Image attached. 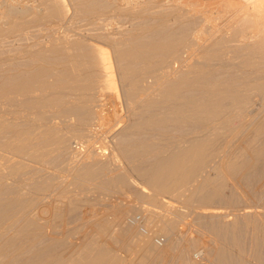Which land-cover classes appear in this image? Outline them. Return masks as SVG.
I'll use <instances>...</instances> for the list:
<instances>
[{
    "label": "bare ground",
    "instance_id": "obj_1",
    "mask_svg": "<svg viewBox=\"0 0 264 264\" xmlns=\"http://www.w3.org/2000/svg\"><path fill=\"white\" fill-rule=\"evenodd\" d=\"M66 1H69L71 3L69 6L72 5V8L73 9L72 8H68V5H66ZM104 1L106 3L107 2L108 3L110 2V4L104 5V3H105ZM96 2H98V3L100 2L101 4L98 5V3L96 4ZM102 2H104V3H102ZM70 9L73 10L72 11V14L74 16H78V17H83L84 16L85 18H88L87 21H89V20L91 21L92 19L95 18V20H93V22L96 21V23L99 21V19H101L102 16H104V15H107L108 16L109 13H112L110 15H113V14L114 15L115 14H121L122 15V14H125V13L126 14H128V13H131V14L132 13L133 14L136 13V14H134L136 16L137 15V12L136 11L139 12V16L138 17L140 19H142V22L139 20V18H138V20L140 21V24L141 25L138 26L139 25L138 24L137 25L138 27H137L136 30H135V28H133L137 32V34H135L134 33L135 31L133 30V33L135 34V36L129 37L127 39H123L122 41H120L121 40L120 39V40L117 41L118 43L116 42V40L114 42V39H113V41H111L112 46H115L116 49H117V46H118V49H119V50L117 49L118 51L116 50L117 53L115 52V58H114L115 60L114 61L116 62L117 66L120 64V68L119 69H121V70H119V71L121 72V74H119V75H121V80H123V83H124V84L122 83L124 85V87L122 85V88H123L122 95H124V97L126 99V103H127L126 105L128 106L127 108H129V106H130L129 109H133L136 112L138 111L137 114H138V116L140 118L143 116L142 117L143 118L142 121H141L140 118H138V119H140L139 121L136 120L138 123L135 122L136 123V127H135V130L136 131L143 130V131H141V133L144 132V129H141L143 127L144 128L145 127L146 128L147 127H150V128L155 127L152 130H154V129L156 130L157 128L159 130V126L162 128L165 125H169V127H170V125L171 126H174L175 124L176 125L184 124L185 121H186L185 122V124H186V123H189L190 120L192 122V120H194V119H196L198 121L200 120V121H202L203 123L206 124V125H204L205 127L204 126L201 127L203 129L200 130V133H198L197 135L195 134L193 136L191 135V137H189L187 135L188 137L187 136L186 137L183 136L181 138H176L177 137L176 136L175 137V140L174 139L171 140L172 137L169 136V138H171V139L170 140H165L164 139L165 141H163L162 143H159L160 142L159 140H158L159 142L157 140H156L157 141L156 142L154 139L151 140L150 138H149L150 141H148L147 140L148 138H147L146 141L142 140V141H144V143L142 142L143 144L140 143L139 145H136V146L133 145V146L127 148L126 150H124V147H127V146H124L123 147V149H122L123 151L122 152H123V156L124 157H126V158H128V157L129 158L134 157L135 159L137 157V158H140V161L143 160L142 162L144 163V165L142 164L143 165L142 166L140 164L141 165V169L138 168L139 169L138 170L136 168L137 170H135V171H138V173H140L142 175L141 177H144L145 176L146 182L148 183L149 187L152 189V192L153 193L150 194L149 198H147V199H149L151 201L152 204H155V203L158 204V202H160V200H161V203H162L163 200L160 199V197L161 196H163V197L165 196L166 197V195H172L174 197H175V195L176 196L178 195L177 196L178 197L177 199H179V197H180L179 195H182L181 193H183L182 191L188 190L187 189L188 186H191V185H192V188L190 187L191 190L189 189L190 190L189 191V194L188 195L186 194L185 196H182V197H184L183 198V200H184L183 202L185 204H187V205H190V206L193 204V202H196V201L200 202L201 204H209L212 201H214L215 199H217L220 196V193H221V187L220 186H216V187L213 188L212 187V183H211V179L209 177H206L205 175L202 178L200 177V176H202L201 173L204 170V167L205 166L207 167L208 166L207 164H209V162H211V160H215V159L217 160L218 159L219 161L217 163H219L221 161L220 164H217V166H218L217 168H219V170H221L220 171L221 173L224 172L228 176H233L234 174L240 173V172L250 171V170L254 169V166L257 163H260L261 161L264 160V143H262L263 145H261L260 147L259 146L258 147L255 146L254 147L255 141L257 142L256 139H259L258 136L260 134H264V133H262L264 131V125L257 127V129H255L256 128L255 127L254 128L255 130H252L251 129L254 132H252L253 134H250V133L249 134L250 135H253V136L248 135L250 137L249 138L246 137V139L248 138L247 140L244 139V140H246V147L242 149L239 146V148L241 149L240 150L241 152H238V153H235V154H231L230 151H229L230 149L227 150V147L224 150L217 149L218 148L217 147L218 146L217 143L220 140V137L223 135V133H226V136H227V134L228 135L230 134L229 135L230 136L229 140L232 143L234 140L240 138L241 136L244 137L243 134H246V130L249 131L250 128H253L254 127L253 126L254 124L252 125V122L253 121H251L252 118H250V116H249L250 113L249 114L247 113L248 110L251 107L249 105L250 108L248 107V109H247L246 107L248 105L247 106H245V105L248 102H244L245 100H242V99H245V98L246 99H250L249 96L253 95V94H250L252 91L256 92L257 95L256 94L255 95L257 97L260 96L261 99H264V0H0V35H2L4 33V30L6 29L5 26H7L8 29L10 28L12 30V31L10 30V32L13 33L14 30H16V29L19 30V28L21 26H23V25H30V24H34V23H37L38 24V23L44 22V21H46L48 19L51 20V19H54V18L55 19L56 18L57 19L60 18V21L62 20V23H63V21L67 19L66 17L69 16V14L71 13L70 12ZM137 9H139V10H137ZM226 12L227 13L228 12H231L232 14H234V18H233V15H232V17L230 16L231 18H233V20L231 19V21H230L229 20L230 18L228 19L229 22L231 23L230 25H228L229 22L224 21V22H227L228 23L227 26H226V28H228V26H229V29L227 31H229V30H232L233 31L232 33L229 34L231 37L228 36V33L229 32L226 33V30H225L226 28L223 25V23H224L223 20H225V19H223V16H224L223 13L227 15ZM193 18L195 19L194 22H193V20H194ZM58 21H59V19H58ZM72 21H74V20H72ZM101 21H102V19H101ZM93 22H92V24L94 25L95 22L94 23ZM190 22H191V24H190ZM192 22L193 23L196 22V23L193 25ZM92 24H91V26H92ZM98 24H99V22H98ZM136 24H134V25L136 26ZM63 25L64 24H61L60 26H63ZM189 25H192L193 27L192 26L188 27ZM65 26H68V25L65 23ZM94 26H96V25H94ZM71 27H72V25H71ZM131 27H133V26H131ZM54 28H55V26H54ZM58 28H60V27H58ZM65 30L68 31L67 29H65ZM89 30H87V31H89ZM127 30H128V28H127ZM127 30L125 29V31H127ZM129 30H131V29H129ZM129 30H128V34L131 32V31L129 32ZM91 31H93V29H91ZM121 31H123V30H121ZM36 32H37V30H36ZM5 33H7V31ZM25 33H29V32L27 31ZM84 33H87V32H84ZM96 33H97V31H96ZM102 33H103V31H102ZM108 33H109V31H108ZM100 34H101V32H100ZM104 34H106V32ZM112 34H111V36H112ZM11 35H15V33L14 34H11ZM19 35H20V33H19ZM65 35H64V37L62 35V37L59 36V38H57V37H56V39L54 38L53 41H52L53 43H51V44H53L54 46H59V47H61V49H63V48H65V49H72V50L75 49L73 51V53H72L71 50H70L71 52L70 51L69 52L67 51V53H70L69 54L70 56L68 57V59L70 61L68 59H66L65 61L67 62V60H68L71 64H73V68H74L73 69L70 66L69 72H71L70 69H73V71L79 70V68L83 64H84V70H86V71L88 70V72L90 71L89 74H88V76L85 77L84 76L85 74L82 75V76L85 77L84 79L82 78V80H83L82 82H80L78 80V81H75L76 83L75 82L73 83V81H72L71 84L69 83L70 84L69 86H65L62 82H61V84H63L64 86H61L59 84V82H58L59 85L56 84V86H54V84H50V82H49L50 85H48V86H50V87H51V85H53L54 87H58L59 86V93H60L59 95H61V94L62 95H67V94L69 95V94H71L72 97H73L71 101L64 102V103H60V101H58L60 103V104H58V102L55 101L57 99L56 98L54 99V96L53 97H50L49 96L50 98L54 99V102H52V100H49L50 98H48V97L47 98L44 97V98H46V99H44V100H46L45 102L43 100L44 103L43 102L42 103L36 102V101H34L35 100V95H33V94H35L37 92L36 91L37 90L36 89L37 88L36 87L37 84L35 85V87H33V89H32V87H29L28 85L27 86L24 85L23 88L19 87L21 89L18 88V90L16 91V94L14 95L15 97H10L11 94L10 95L8 94L9 95V97H7L8 99L6 98L7 95H5V96L2 95L0 97H2V98L5 97L3 102H6V105L7 106L11 107L10 106V104H11L15 108H17V107H19V108L23 107L24 110L26 109L25 110L26 112H27V109L30 111L33 108L34 109L32 111H34L35 108H38V105L39 104L40 105H43L44 107H46L48 109L55 110V112H53L51 114L47 113V114H49V117L47 118L48 120L45 119V120H47V122H45L44 120H42V122L47 123V124L48 123H52L53 122V119H56V120L59 119V121L63 124L65 122H69V119L71 117H74V119H75L76 117L77 118H81V117L83 118L84 115L85 116H88V114H93V115L95 114V117L97 115V119H95L97 121L95 123L92 122L94 120V118L92 117V120L86 118L87 121L86 120H83V119L82 120L80 119L81 120L80 121V125L83 126V127L86 126V128H88L87 129L88 132L90 131V133H93V134L95 133L96 134L97 132H99V130L102 129L100 127V125H102L101 123L103 122V120L106 121L105 120L106 117L103 116V112H104V109H103L104 102L102 104H100L102 101H104V99L106 100V98H105V96H106L105 91L106 90H109L110 91V89H111V91L114 90L112 92H114L117 97L114 96L113 93H111V94H113V96L115 98H117V100H119L120 97H121L120 94L116 90L117 89L116 88L117 86H115L116 85L115 84L116 81H115V78H114V74L115 73L112 70L114 68L112 66L113 62L111 63V61H110L111 59L109 57V54L105 50H103V48L98 47V46L95 47V45H94L93 47H91L92 49L90 48L89 50L87 49V51L81 52L82 51V47H80L81 45H79V41H70L69 40V37H67V35L66 36ZM8 36H9V34H8ZM33 36H34V34H33ZM107 36L110 37V35H107ZM124 36H126V33L124 34ZM98 37H99V35H98ZM112 37H110V38H112ZM45 38H46V35H45ZM107 39H109V38H107ZM71 40H72V38H71ZM235 41L236 42L239 41L240 43L242 42L243 43L242 44L243 47L241 46V48H240V47L237 46L238 48H232L233 47L232 46L231 48L230 47L228 48L226 46V43L233 42V44H234ZM89 42H90V40H89ZM102 42H103V39H102ZM108 42H110V41H108ZM108 42H107V44H108ZM16 44H17V42H16ZM47 45H49V44H47ZM119 46H120V48H119ZM47 48L48 47H46L45 50H47ZM52 48H54V50H55V47H52ZM76 48L77 49L78 48L79 49L81 48L80 49V52L81 53H85L83 55L81 54L82 55L81 56L82 58H80V55L78 53V50H76ZM50 49L51 48H49V50ZM52 50L53 49H51V51ZM57 51L59 52L60 50H57ZM75 51H77L76 52L77 54L75 53ZM30 52H31V49H30ZM28 53H29V51H28ZM41 54L44 55L43 52ZM34 55H36V54H34ZM46 55H47V53H46ZM63 56H64V54H63ZM63 56H61V57H63ZM66 56H68V55H66ZM51 57H49V58H51ZM6 58H5V60H6ZM21 58H22V55H21ZM64 58H66V57H64ZM36 59H39V57L35 58V60ZM78 59H81V61L86 60L87 62L86 63H83V62H85V61H83L82 64L80 65L79 63L81 61L78 62V63L76 62V61H78ZM17 60H15V61H17ZM53 60L54 59H52V61ZM15 61H13V62H15ZM20 61H21V59H20ZM1 63H2V61H1ZM123 64H125V65H124L123 68H121ZM137 64L138 65L141 64V65L138 66ZM16 65H18V64H16ZM63 65H64V63H63ZM67 66L69 67V64ZM136 66H137V68L138 67L139 68L137 69ZM85 67L87 69H85ZM231 68H241V69L244 68L246 71H248V72H246V74H247L246 76L249 77L248 79L254 80V82H252L251 85L248 86V84H247V86H248L247 89H248L249 94H250V95L249 94L246 95V96H248V98L247 97L243 98L245 96L244 94H243V97L242 96H239V95H242V92L240 93V90H237V91L235 90L234 91L233 90L234 88L232 89L231 88L232 86H230V85H229L230 86L229 89H231V92L230 91L229 92L231 93V95H228L229 92H226L225 91V88L226 87H224V89L222 88L225 84L223 86H221V88L225 92H223V90L221 91L220 85L219 86L217 85V83H218L217 81H219V82L229 81L230 82V81L234 80L232 78H235L238 73L236 74L234 72L236 74V76L235 75L232 76L231 74L233 72L232 73L230 72L231 71L230 70ZM81 69L82 68H80V70ZM42 70H44V69H42ZM57 70L58 69H56V71H55V69H54V71H52V72L58 73L59 71L57 72ZM80 70L78 71V74L81 73ZM81 71L83 72V70H81ZM25 72H26V70H25ZM45 72H46V69H45ZM69 72L67 73V70H66L65 73L63 72L64 73L63 75H65L66 73L69 74ZM61 73H62V71H61ZM72 73L75 75L76 72H71V74H69V75H72ZM96 73L99 75V76L97 75V77H99V79L94 80V78L96 76ZM78 74L76 73V75H78ZM20 75H22V77H23V78L22 77L20 78L21 81L23 79H25L24 77L26 76V74H25V76H23V74H20ZM39 75H40V73H39ZM46 75H49V73L46 74ZM69 75L67 77L64 76V78L70 79L69 78ZM8 76H10V75H8ZM54 76H55V74H54ZM56 76H57V74H56ZM239 76H241V75H239ZM17 77H18V75H17ZM17 77H15L14 80H13V77H12V79L10 77H8L9 80L6 79V77L4 79H6L7 82L9 81L8 83L6 82V84L9 85V84H11L10 82L12 80L14 82H15V80H18V79H16ZM59 77H60V80L63 78V77L61 78V76H59V75L56 78L59 79ZM70 77H72V76H70ZM30 78H31V76L30 77H27L28 80ZM40 78H43V77L41 76ZM78 78H79V76L77 77V79ZM100 78H101V80H100ZM236 78H238V76ZM241 78H242V76H241ZM253 78H255V79H253ZM27 79L25 80V83H26ZM55 79L53 78V80H55ZM71 79L70 80H67V81L69 82V81H71ZM80 79H81V76H80ZM19 80H18V82H19ZM75 80H76V77H75ZM30 81L32 82L33 79L32 80L30 79ZM46 81H48V79H46L45 82ZM61 81L64 82L63 79ZM211 81L217 82V83H214V84H216L217 87H214L215 85L212 84ZM238 81L240 82V80H238ZM22 82H24V81H22ZM77 82H79V83H77ZM209 82H211L212 85L210 84V86H207ZM224 83H226V82H224ZM27 84H28V81H27ZM34 84L35 83H33V84L31 83L32 86ZM46 84H48V82ZM11 85H14V83L11 84ZM21 85H23V84L21 83ZM3 86H6V85H3ZM17 86H19V85H17ZM236 86H238V85H236ZM247 86H245V87H247ZM50 87H49V89H50ZM54 87L53 88L51 87L52 88V91L53 90L56 91V89H54ZM228 87L226 88L227 90H228ZM9 88H10V86H9ZM11 88H13V86H11ZM34 88H35V90H34ZM41 89H42V86H41V88H39V91ZM241 90H243V89H241ZM189 91H192V92H190L191 93L190 94L191 97L187 96V93H189ZM193 91H195L196 93L198 92V97L197 96H192ZM233 91L236 94L235 93H232ZM238 91H239L240 94L237 93ZM38 92H37V94H38ZM42 92L45 93L44 90ZM51 93H53V92H51ZM225 93H227V94H225ZM45 94H47V93H45ZM95 94H97L99 96L98 97V100H97V98L95 100L93 99V97H94ZM59 95H57V96L59 97ZM42 96H43V94H42ZM42 96L40 98L43 99ZM51 96H52V94H51ZM64 97H66V96H64ZM69 97H71V96H69ZM2 98H1V101H2ZM230 98H231V100L233 99V101H234V98H235L236 99V101H234L235 103L233 101H231ZM61 99H64V98H61ZM61 99H59V100H61ZM224 99H227V100L229 99L232 103H234V104H232V107H229L230 110H229V108H226L225 109L224 107H222V104L223 103H220V102L222 100H224ZM37 100H38V98H37ZM223 102H226V100H224ZM243 102L245 103V105H244ZM3 104H5V103H3ZM243 105L245 106L244 108H242ZM44 107H42V108H44ZM122 107H124V106H122ZM0 108H1V106H0ZM15 108L11 107V109H15ZM42 108H40L41 111H42ZM46 108H44V109H46ZM21 109H20L21 112H18V110H14L16 112V115L19 118L21 116L20 113H22L24 111V110L22 111ZM244 109H247V111L244 110ZM39 110L36 111L37 115L40 114V112L38 113ZM5 111L7 112V110H5ZM10 111H12V110H10ZM249 111L251 112V110H249ZM26 112H24V113L26 114ZM44 112H47V110H45ZM136 112L133 111V114L136 113ZM139 113H141V114L139 115ZM12 114H13V112H12ZM14 114H13V116H15ZM31 114H33V112L30 113V115ZM42 114H43V112H42ZM42 114H40L41 117H42ZM106 114H108V113H106ZM131 114H132V112H131ZM246 115L249 116L250 119L248 117L247 118L249 119V122L251 121L250 123H251L252 127H250V125H249L248 122H244L246 120H244L242 118L244 120L243 121L241 119V117H243V116L246 118ZM33 116H34V114H33ZM35 118H36V116H35ZM88 118H90V117H88ZM118 118H119V116H118ZM26 119H27V117H26ZM30 119L28 118V120H30ZM72 119H71V121H72ZM240 119L242 120V122H241ZM40 120H41V118H40ZM14 122H12V123H14ZM57 122L58 121H56L55 123H57ZM243 122H244V124L245 123L248 124L250 128L249 127H246L248 125L245 124L246 125L245 127L246 128H249V129H246L244 127ZM31 123H33V122H31ZM117 123L119 124L120 122H117ZM5 124H6V122H5ZM23 125L24 124H22V126ZM56 125L57 124H55L54 126L56 127ZM41 126H43V125H41ZM51 126H53V125H51ZM107 126H110V125H107V124H104V126L102 125V127H104V128L107 127ZM137 126L138 127L140 126L141 128L139 127V129H137ZM39 127H40V125H39ZM183 127H184V125H183ZM1 128H2V125L0 123V129ZM33 128H35V127H33ZM43 128H44V126H43ZM45 128L48 130L47 125H46ZM161 128H160V130H161ZM29 130H32V128H30ZM39 130H40V128L38 129V131ZM73 130H74V128H73ZM182 130H183V128H182ZM182 130H180V131H182ZM28 131H26V132H28ZM167 131H169V130H167ZM45 132H47V131H45ZM48 132H49V130H48ZM31 133H32V131H31ZM42 133L43 132H41V134ZM49 133L51 134V132H49ZM73 133H74V131H73ZM19 134H16V136H15V137H17V138H15V140L17 139L16 141H14V142L11 141V143L8 142V144L6 142V145H5V149L6 150L5 151L7 153H11V154H17L18 152H19V154L20 153L22 155L24 154V157L26 156L27 158H30V159H27L28 161L29 160L32 161V159H37L38 160L40 158L39 160L41 162V157L43 156V153L39 154V152H45V151H42L40 148H38V149L35 148L36 150H41V151H39V152L37 151L38 153L37 152H35V153L34 152H31L30 149H31V142H32L33 138H31L29 136V133H28V135H24L22 133V135L20 134L21 136ZM32 135H34V134H32ZM35 136H36V134H35ZM71 136L72 135H70V137ZM223 136H225V135H223ZM246 136H247V134H246ZM38 137L41 138V136H38ZM38 137L36 139H39ZM56 137H57V135H56ZM242 137L239 140H241ZM11 138L12 137H10V140H11ZM54 138H55V136L53 137V139ZM80 138H82V137H80ZM158 138H159V136H158ZM59 139L61 141V144H65V143L68 142L67 141V142L63 143L65 141L64 140L65 137H63V140L64 141L61 138H59ZM161 139L163 140V138H161ZM54 140H55V142L57 141V139H54ZM82 141H84V140H82ZM261 141H263V140H261ZM132 142H134V141H132ZM57 143H58V141H57ZM222 143H223V141H222ZM229 143H227V144H229ZM87 144H88V142H87ZM233 144H234V142H233ZM244 144H245V142H244ZM1 145H2V143H1ZM45 146H44V148H45ZM99 146H100V144H99ZM243 146H245V145H243ZM40 147H41V145H40ZM246 153H249V157H247L246 159H244V156H247ZM18 155H16V156H18ZM2 156H4V155H2ZM16 156H15V158H16ZM44 157H45V155H44ZM102 157H103V155H102ZM89 158H90V155H89ZM141 158H143V159H141ZM3 159H5V158H3ZM6 160H8V159L6 158ZM42 161H43V159H42ZM132 161H133V159H132ZM134 162H136V161H134ZM97 165H98V163L96 164V166ZM12 166H13V164H12ZM17 166H15V167H17ZM91 166H93V165H91ZM15 167H14V169H16ZM20 167L21 166L17 167V169L19 168L18 169L19 171L21 170ZM98 167H99V165H98ZM109 167H110V165H109ZM138 167H140V166L138 165ZM210 167H211V164H210ZM10 169H11V165H10ZM86 169L84 171H82V170H79V172L76 171V173H77V174L75 173L76 175L73 174L75 176H74V179L72 178V180L75 181V185H77V187H78V185L80 186V189L83 186H84L83 187V189H84L85 186H86V184H88L90 181L91 182L92 181H95V180L97 181V178H96L97 177V174L100 173L101 171L106 170L105 167L104 168H100L97 171L94 170L96 168H93V170H91L90 168L89 169L86 168ZM3 171H5V170H3ZM17 171H16V173L13 171L14 172V176H15V174L19 173ZM72 171H74V170H72ZM100 175H102V174L100 173ZM114 176H117V175L115 174ZM20 177H22V176H20ZM198 177H200L201 179L198 180L197 179ZM101 178H102V176H101ZM1 180H2V178H1ZM129 181H130L129 180V177L127 175L123 174L121 176H117L116 179L113 182H111V183H108L106 181L105 182H101V185H103L104 187H100L99 190H101V188H104V189H102L103 190L102 192L105 191L106 193H109L110 192V189L111 190L119 191V190H122L127 185H129V183H130ZM2 182H3V180H2ZM95 183H97V182H95ZM193 183H195V184H193ZM97 187H99V186H97ZM86 188H87V186H86ZM107 191H109V192H107ZM51 194L54 195V193H51ZM174 197H172V198L174 199ZM142 198H143V196H142ZM143 199L145 200V198H143ZM179 200H182V199H179ZM169 201L164 200L163 202L169 204ZM74 202L72 201L73 204L77 205L76 204V201H74ZM72 203H71V205H72ZM165 203H164V205H165ZM75 205L74 206L72 205L73 207L71 208V211H69V212H72L73 211V209L75 208ZM164 205H163V207H164ZM17 206H18V204H17ZM68 207H70V205ZM77 207H79V206H77ZM68 209H70V208H68ZM120 209L117 212L118 213V219L119 220L120 219H123L122 217L124 215H126L125 214V212H126L125 209L124 210H122L123 208L121 210ZM166 210H168V208ZM53 213H55V212H53ZM117 213H115V214H117ZM208 213H211V215H212V212H208ZM218 213H219V211H218ZM47 214H48V212H47ZM152 214H154V213H152ZM152 214L149 215V216H152V218L155 219L156 216L154 217V215H152ZM173 214L174 213H172L170 211L167 212V213L165 212L164 214H162V217H160L161 219H159V217H158L159 214L158 215H157V213L155 214V215H157V218L159 219V221L162 223L160 226L159 225L158 226L161 227V230L162 231H164L163 233H169V235H170V233H173L174 232L175 225H176L175 219H176L177 216L174 215L175 217L173 218V216H171ZM58 215H59V213H58ZM182 215H183V213H182ZM211 215H208V217H211ZM220 215H218V216H220ZM159 216H161V215H159ZM216 216H217V214H216ZM10 218H11V216H10ZM23 218H24V215H23ZM152 218H148V219H151L152 220V223H153L154 219H152ZM13 219H14V221H13ZM15 219H16V221H15ZM24 219H26V222L24 223V225L21 226L22 224H20V226H19V222H20L19 221V217L16 216V218L14 217V218L11 219L12 222H9V223L6 222L7 225L5 227H3L2 230H0V231H2V233L10 234L5 240H3V238L0 237V255H2L5 251H8L7 250L8 248H10V247L13 248L14 244L19 239L28 238L31 235L34 236V237H40V236H43L45 234L44 233L43 226L41 225V223H38L37 220L30 219L29 217H26ZM27 219H29V221H27ZM59 219H61V218H59ZM115 219H117V218H115ZM155 222H157V224L160 223V222L158 223V221H155ZM246 222H248V221H246ZM125 224H127V223H125ZM251 225H250V227H251ZM256 225H255V227H256ZM124 227H125V225H124ZM211 227H212V224H211ZM250 227H248V228H250ZM219 228H221V227H219ZM121 229H122L121 231L119 230L120 233H117V234H119L118 239L119 238H122V239L125 238L124 240H127L126 238H130V239L137 238V235H135V233H132L131 232V229L129 227L127 228V225H126V228L125 229L124 228H121ZM138 232L139 231L137 230V233ZM213 232L217 236V237L216 236L215 237L216 238H219L217 241H219V243H221V245L219 244V247L217 246L218 247L217 249L214 248L215 254H216V255H214V258H216V260H213V261H216L217 262L216 264H230L231 262L229 263V260H230L231 254H229V252H228V250H229L228 247L229 246L227 247L228 243H226L227 240H225V233L227 232L226 229L225 230L224 229L223 230H219L218 227L217 228L214 227ZM2 233H0V235H2ZM232 233H233V231H232ZM258 233H259V231H258ZM139 234H141V233H139ZM182 235H183V233H182ZM147 236L150 237L149 234ZM178 236H179V234H178ZM141 238H143V237H141ZM243 238H244V236H243ZM147 239L148 240H140V242H138L137 244H135V242L132 240V242H134V243H132V242H130V243L134 244V246L133 245H130L128 243L131 240H129L128 242L126 241L127 242V245L129 244V249L127 248L128 251L132 249V251L134 253H136V255L141 254L142 257H141V259L139 257L138 260H133V259L130 260L129 257H128L129 259L128 258L127 259L126 258L125 259L122 258L121 260H119V258L116 259L114 257H111L110 256V252L108 250H106V249L104 250L103 254H101L100 256L99 255L98 256H93L91 254L90 249H88V247H86L85 244L83 245L84 247H82L81 250L78 249V251L80 252V253H78V256H76V254L74 255V256H76L78 258H76V257L73 256L74 258L73 257L70 258V259L68 258L67 260L66 259H63V257L61 255H58L57 256V254H56V256H55V253H54L53 256L52 255H50V256L49 255L48 256L47 255L46 256L45 255L44 256H40L39 253H38L39 251L37 252L39 256L36 254V252L35 253L32 252V253L34 255L36 254L37 257H38V258H36L37 260L34 257V259L36 260L34 262L35 264H148L150 258L152 259V257H154V256L157 255V257H155V258L158 259V256L160 255L158 253H160V252H158V249H157V247H158L157 244L158 243L156 244V242L153 239H151V238H147ZM261 239H263V238H261ZM41 240H43V239H41ZM220 241H222V242H220ZM27 243H29L28 240H27ZM87 243L89 244V241H87ZM123 243L125 244V242H123ZM29 244H30V246H32L31 243H29ZM88 244H87V246H88ZM91 244L92 243L90 241V245H89L90 248H91ZM236 244H237V242L235 243V245ZM93 245H94L93 247H95V244H93ZM238 245H240V244H238ZM121 247H123V246H121ZM27 248L29 249V247H27ZM124 249H126V248H124ZM245 249H246V245H245ZM257 249H258V247H257ZM21 250H23V248ZM74 250H76V249H74ZM26 251H24V252H26ZM236 251H238V250H236ZM20 253L22 254V251ZM26 253H24V254H26ZM28 253L30 254V252H28ZM51 253H53V252L51 251ZM257 254H258V252H257ZM18 255H20V254H18ZM32 256L33 255H31V257ZM234 256H235V254H234ZM162 257H163V255H162ZM162 257H161L160 260H162ZM254 257H256V256H254ZM257 257H258V255H257ZM32 258H30V259H32ZM24 259H27V256ZM34 259H33V261H34ZM150 262H152V261H150ZM232 262H234V260ZM24 263L25 264H28V262H24ZM34 263L32 262L31 264H34ZM237 263H238V261H237ZM4 264H11V263L9 262V263H4Z\"/></svg>",
    "mask_w": 264,
    "mask_h": 264
},
{
    "label": "rangeland",
    "instance_id": "obj_2",
    "mask_svg": "<svg viewBox=\"0 0 264 264\" xmlns=\"http://www.w3.org/2000/svg\"><path fill=\"white\" fill-rule=\"evenodd\" d=\"M68 2L69 1H66V5H68V8H72V5L69 6L71 3L70 2L68 3ZM104 2H102V3H104ZM97 3L98 2H96V4ZM100 4L101 3L99 2L98 5H100ZM107 4H110V2L109 3L108 2L104 3V5H107ZM72 9H70L71 13L69 14V16L66 17L67 19L64 20L63 23H62V20L60 21V18H58L59 21H58L57 18L56 19L54 18V19H51V20L48 19V20H46L44 22H40L38 24L37 23L30 24L31 26L30 25H23V26H21L19 28V30L18 29L14 30L15 32L13 31V33L10 32V30H11L10 28L8 29L7 26H5L6 29L4 30V33L2 35H0V93H1L0 96L7 95L6 96V98H7L11 94L10 97H15L14 95L16 94V91L18 90L19 87L23 88L24 85H26V86L28 85L29 87H32V89H33V87H35V85L37 84V86H36L37 90L36 91L38 92L39 88H41V86H42L41 90L42 91L44 90V92L47 93V94L43 93L41 90L38 92V94L36 92L35 94H33V95H35V100L34 101L42 103L43 100L46 99L47 97L50 98V97H53V96H54V99L55 98L57 99L55 101H57V102L60 101V103L71 101L72 98H73L71 94H69V95L68 94L67 95H62L61 94L62 95L61 96V95H59L60 94L59 93V86L58 87H54V86H56V84H58V82H59V84L61 86H64V85L65 86H69L72 83V81H73V83L75 81H78V80L80 82H82L83 81L82 78L84 79L86 76H88L90 71L88 72V70L87 71L84 70V64L81 65L83 61H85L83 63L87 62L86 60H83L84 58L82 59L83 61H81V59H78V61H76L77 63L81 61L79 64L81 65L80 68H82L81 70H83V72L80 70V68H79V70L81 72V73L79 72L80 74H78L79 70L73 71V69H74L73 68V64H71L69 62L70 60L68 59V57L70 56L69 55L70 53H67V51L69 52L71 50L72 53H73V51L75 49H73V50L72 49H65L63 47H62L63 49H61V47L54 46L53 44H51V43H53L52 41H53L54 38L55 39H56V37L59 38V36L62 37V35L64 37V35L66 34L67 37H69L70 41H79V45H81L80 47H82V51L81 52L87 51V49L89 50L91 47H93L95 45V47L98 46V47L103 48V50H105L109 54V57L111 59L110 61H111V63L113 62L112 66L114 68L112 67L113 68L112 70L115 73L114 74V78H115V81H116V83H115L116 85L115 86H117L116 90L121 96L120 99H119L121 102L119 100H117V98L114 97V96H116L115 93L112 92L114 90L111 91V89H110V91L109 90L105 91L106 100L104 99V101H102V102L100 101L101 102L100 104H102L104 102L103 116L106 117V119H105L106 121L103 120V122L101 124L103 126H104V124H107V125H110V126H107L108 128L107 127L104 128V127H102V125H100V127L102 129L99 130V132L96 131L97 132L96 134L95 133L93 134V133H90V131L88 132V130H87L88 128H86V126H84V127L81 126L80 125V121L82 119L86 120V121H87V119L92 120V117H93L94 120L92 122L95 123L97 121V120H95V119H97V115L95 117V114L94 115L93 114H88V116L84 115L83 118L82 117L81 118H77L76 117L74 119V117H71L69 119V122H65L63 124L59 121V119L58 120L53 119L52 123H48L47 124V123L42 122V120L47 122V120H48L47 118L49 117V114L55 112V110L48 109V108H46V107H44L43 105H40V104L38 105V108H35L34 111H32L34 109L33 108L30 111L27 109V112H26L25 111L26 109L24 110L23 107H21L22 109L19 108V107L15 108L14 106H12L10 104L11 107L15 108V109H11V107L6 105V102H3L5 97L4 98L0 97V106H1V108H0V123L2 125V128L0 129V131H1L0 132V158H1L0 159V164H1L0 165V200L2 199L0 201V203L2 204V205L0 204V230H2V228L5 227L7 225V223L12 222V220H11L12 218H14V217L16 218V216H17V217H19V221H20L19 222V226H20V224H22L21 226H23L24 223L26 222V219H24V218L29 217L30 219L37 220L38 223H41V225L44 228V233H45L43 236H40V237H34V236L31 235L28 238L19 239L15 243L17 246L14 244L13 248L12 247L8 248L7 249L8 251H5L2 255H0V264L9 263V262L11 264H25L24 262H28V264H31L32 262L34 263L37 260L36 258H38L37 257L38 253H39L40 256H44V255L45 256L46 255L47 256L48 255L49 256L50 255L53 256L54 253H55V256H56V254H57V256L61 255L63 257V259L67 260L68 258L69 259L72 258L75 254H76V256H78V253H80L78 251V249L81 250V248L84 247L83 246L84 244H85L86 247H88V249H90L91 254L93 256H98V255L100 256L101 254H103L104 250L106 249V250H108L110 252V256L114 257L116 259L119 258V260H121L122 258H124V259L126 258L127 259L129 257L130 260H132V259L133 260H138L139 257L141 259V257H142L141 254L137 253L138 255H136V253H134L132 251V249L128 251L127 248L129 249V244L134 246V244H132V243L135 242V244H137L138 242H140V240H148L147 238L153 239L156 242V244L158 243L157 244L158 245L157 249H158V252H160V253H158V254H160L158 256V259L155 258V257H157V255H156V256L152 257V259L150 258L151 260L149 259L148 264H150V263L151 264H181V263L182 264H216L217 262L213 261V260H216V258H214V255H216L214 248L217 249L219 247V244L221 245V243H219V241H217L219 238H216L217 236L213 232L214 227L215 228L218 227L219 230H223V229L225 230L226 229V231H227L225 233V240H227V242H226V243H228L227 247L229 246L228 247V249H229L228 252H229V254H231V257H232V258L230 257L231 261L229 260V263L231 262L230 264H248V263L249 264H264V260H263L264 259V236H263L264 235V160L261 161L260 163H257L254 166V169H252L250 171H247V172L236 173L233 176H228V175H226V173H224V172L221 173L220 172L221 170H219V168H217L218 167L217 164H220L221 161L219 163H217L219 161L218 159L217 160L216 159L215 160H211V162H209V164H207L208 166L207 167L205 166L206 168L204 167V170L201 173L202 176H200V175L199 176L201 178L204 177V175L206 177H209L211 179V183H212V187L213 188L216 187V186H220L221 187L220 196L221 195L222 196L221 197L219 196L217 199H215L214 201H212L209 204H201L200 202L196 201V202H193V204L190 206V205H187V204H185L183 202L184 201L183 200L184 197H182V196H185L186 194L187 195L189 194V191L191 190L190 187L192 188V185L188 186V188H187L188 190L182 191L183 192V193H181L182 195H179L180 196L179 199H182V200L177 199L178 195L177 196L175 195V197L172 196V195H166V197L165 196L164 197L161 196L160 199H162L163 201L164 200H167V201L170 200L169 204L165 203L163 201L161 203V200H160V202H158V204H156V203L152 204L151 201L149 199H147V198H149L150 194L153 193L152 189L149 187L148 183L146 182L145 176L141 177L142 175L140 173H138V171H135L138 168L141 169V165L142 164L144 165V163L142 162L143 160L140 161V158H137V157H136V159L134 157H132V158L124 157L123 156V152H122L123 151L122 150L123 147L127 146V147H124V150H126L127 148H129V147H131L133 145L136 146V145H139L142 142L144 143V141H146L147 138H148L147 139L148 141H150L149 140V138H150L151 140L154 139L155 141L159 140L160 142L159 141L158 142L162 143L165 140H170L171 138H169V136L172 137L171 140H173V139L175 140L176 136H177L176 138H181L183 136L186 137L187 135L189 137H191V135L193 136L195 134L197 135L198 133H200V130L203 129L201 127H203L206 124L203 123L200 120L198 121V120L194 119V120H192V122L190 120L189 123H186V124H185V122H186L185 121L184 124H180V125H176L175 124L174 126L170 125V127H169V125L163 126L164 128L163 127L161 128L159 126V130L157 128L156 130L154 129L155 131L152 130L155 127H153V128H150V127L141 128L139 126L141 129H144V132L145 131L146 132L145 133L144 132L141 133V131H143V130L136 131L135 130L136 123H138L137 121H139L140 119L142 121V119H143L142 117L143 116L141 115L142 117L140 118L138 116V114H137L138 111L136 112L133 109H129L130 106H129V108H127L128 106L126 105L127 104L126 103V99H125L124 95H122V93H123L122 92L123 91L122 85L124 83H123V80H121V75H119V74H121V72L119 71V70H121V69H119L120 68V64L118 65L119 66L118 67L116 62L114 61L115 60L114 59L115 58V52L118 49V46H117V49H116L115 46H112L111 41H113V39H114V42H115V40L117 42L120 39H121L120 41H122L123 39H127V38L135 36V34H137V32L135 30L137 29L138 26L141 25L140 21L142 22V19H140L138 17L139 16V12L136 11L137 12L136 16L134 15L136 13H134V14L133 13L132 14L131 13H128V14L125 13L126 15L122 14L123 16L121 14H115V15L113 14L114 15L113 16V15H110L112 13H109L110 16L109 15L108 16L104 15V16L101 17L102 21H101V19H99V21L96 19L99 22V24H98V22L96 23V21H94L96 23L95 24L93 22V20H95V18L92 19L91 21L90 20L87 21L88 18H85L84 16L83 17L74 16L72 14V11H73ZM137 10H139V9H137ZM223 15H224L223 19H225V20H223V22L224 21L229 22V20L231 21V19L233 20V18H234V14H232L231 12H228L227 15L223 13ZM232 15H233V18H231ZM138 18H139L140 21L138 20ZM72 20H74V21H72ZM194 21H195V19L193 20V22ZM92 22L96 26H94L92 24ZM227 22L223 23L225 28H226V26L228 24ZM65 23L68 26H65ZM195 23H193V25ZM61 24H64L63 25L64 27L60 26ZM91 24H92V26H91ZM134 24H136V26ZM190 24H191V22H190ZM230 24L231 23L229 22L228 25H230ZM71 25H72V27H71ZM54 26H55V28H54ZM131 26H133V27H131ZM190 26H192V25H189L188 27H190ZM58 27H60V28H58ZM88 28L89 29L90 28L93 29V31H91V29L89 30ZM124 28L126 30H127V28H128V30L131 29V30H129V32L131 31L130 32L131 34L129 33L130 34L129 35L128 34V30L125 31ZM133 28H135V30ZM65 29H67L68 31H66ZM228 29H229V26H228V28L225 29L226 33L229 32L228 36L231 37L229 34L232 33L233 31L232 30L227 31ZM36 30H37V32H36ZM87 30H89V31H87ZM121 30H123V31H121ZM133 30L135 31L134 32L135 34L133 33ZM6 31H7V33H5ZM27 31L29 33H25ZM96 31H97V33H96ZM102 31H103V33H102ZM108 31H109L110 34L108 33ZM84 32H87V33H84ZM100 32H101V34H100ZM105 32H106V34L108 33L107 35H110V37L113 36L114 38L113 37L110 38L109 36L104 34ZM10 33L11 34L15 33V35H11ZM19 33H20V35H19ZM123 33L124 34L126 33V36H124ZM8 34H9V36H8ZM33 34H34V36H33ZM111 34H112V36H111ZM45 35H46L47 39L45 38ZM98 35H99V37H98ZM106 37L109 38V39H107ZM1 38L2 39L4 38V39L2 40ZM71 38H72V40H71ZM102 39H103V42H102ZM89 40H90V42H89ZM108 41H110V42H108ZM16 42H17V44H16ZM107 42H108V44H107ZM237 42L235 41L234 44H233V42L226 43V46L228 48L229 47L231 48L232 46H233L232 48H238V47L241 48V46L243 47V45H242L243 43L242 42L241 43L239 41H237ZM47 44H49V45H47ZM46 47H48L47 50H45ZM52 47H55L56 51ZM49 48H51L53 50L51 51V49L49 50ZM119 48H120V46H119ZM30 49H31V52H30ZM80 49L76 48V50H78L80 58H82L81 56L83 54H85V53H81ZM57 50H60V51L58 52ZM28 51H29V53H28ZM42 52L44 53V55L41 54ZM76 52L77 51H75V53ZM46 53H47V55H46ZM27 54L28 55L30 54V55L28 56ZM34 54H36L37 56L34 55ZM63 54H64V56H63ZM21 55H22V58H21ZM66 55H68V56H66ZM61 56H63V57H61ZM37 57H39V59L35 60V58H37ZM49 57H51V58H49ZM64 57H66V58H64ZM5 58H6V60H5ZM17 59L19 61L21 59V61L19 62ZM52 59H54V60L52 61ZM66 59H68L69 61L67 60V62H66L65 61ZM15 60H17L18 62L15 61ZM1 61H2V63H1ZM13 61H15V62H13ZM63 63H64V65H63ZM16 64H18V65H16ZM68 64H69V67L67 66ZM124 65L125 64H123L121 68H123ZM140 65H138V66H140ZM70 66L73 68V69H70L71 72H76L78 75H76V73H75V75L73 73H72V75H69V74H71V72H69ZM136 68H137V66H136ZM24 69L26 70V72H25ZM42 69H44V70H42ZM45 69H46V72H45ZM54 69H55V71H56V69H58L57 72L58 71L59 72L58 73L52 72V71H54ZM65 69L67 70V73L69 72V74L66 73L65 75H63L66 72ZM85 69H87V68L85 67ZM230 70L229 71L231 73L232 72L233 73L235 72L236 74L238 73L237 74L238 78H236L237 76H236L235 73L234 74L232 73L231 74L232 76H234V75L236 76L235 78H232L234 80H232L230 82L229 81H224L226 83H224L223 81L222 82L217 81L218 83L214 82V81H211L212 84L217 83L218 86L220 85L221 91L224 89V87L227 88L230 85V86H232L231 87L232 89L234 88L233 89L234 91L235 90L236 91L240 90V93L242 92V95H239V96L243 97V94H244L245 96L243 98H245V97L248 98V96H246V95L249 94V91H248L247 88H248L249 85L252 84V82H254V80L248 79L249 77L246 76L247 75L246 72H248V71H246L244 68H242V69L241 68H231ZM61 71H62V73H61ZM39 73H40V75L42 74L41 76L43 78H40L41 76L39 75ZM48 73H49V75H46ZM7 74L10 75V76H8ZM20 74H23V76H25V74H26V76L24 77L25 79L22 80L24 82L21 81L20 78L22 77V75H20ZM54 74H55V76H54ZM56 74H57V76H56ZM17 75H18L19 78L17 77ZM58 75L61 76V78L63 77L62 79L64 80V82L61 81L62 79L60 80V77H59V79L56 78V77H58ZM68 75H69L70 79L72 78L71 81H69V82L67 80H70V79L64 78V76L67 77ZM82 75H84L85 77L82 76ZM97 75L98 74L96 73V76H95L94 80L99 79V77H97ZM239 75H241L242 78ZM11 76L13 77V80L15 79V77H17L16 79H18V80L20 79L19 82H18V80H15V82L12 80L10 83L11 84L14 83V85H11V84L7 85L6 84V82H7L6 79H8V77H10L12 79ZM30 76H31L30 79L31 80L33 79L32 82L30 81V79L29 80L27 79V77H30ZM70 76H72V77H70ZM78 76H79V78L77 79ZM80 76H81V79H80ZM5 77H6V79H4ZM75 77H76V80H75ZM53 78L54 79L56 78V79L53 80ZM26 79L28 81V84H27V81L25 83ZM46 79H48V81L45 82ZM253 79H255V78H253ZM100 80H101V78H100ZM238 80H240V82ZM47 82H48V84H46ZM49 82H50V84H54V86L51 85V87L52 88L54 87V89H56V91L55 90L52 91V88L50 86H48V85H50ZM61 82L64 85L61 84ZM65 82L66 83L68 82V83L66 84ZM211 82H209L207 86H210ZM21 83L23 85H21ZM31 83L32 84L35 83V84L32 86ZM77 83H79V82H77ZM247 84H248V86H247ZM3 85H6V86H3ZM17 85H19V86H17ZM214 85H215L214 87H217L216 84H214ZM236 85H238V86H236ZM9 86H10V88H9ZM11 86H13V88H11ZM221 86H223L222 87L223 89L221 88ZM230 86L228 87V90L225 88L226 92H229V91L231 92V89H229ZM245 86H247V87H245ZM49 87H50V89H49ZM123 87H124V85H123ZM21 88H19V89H21ZM241 89H243V90H241ZM244 89L245 90L247 89L246 91L248 93ZM34 90H35V88H34ZM225 91L223 90V92H225ZM234 91L232 93H235ZM51 92H53V93H51ZM190 92H192V91H189V93H187V96H189V97H191V95H190L191 93ZM253 92L254 91H252L250 94H253L254 96L253 95L249 96L250 99H246L245 98V99H242V100H245L244 102H248V103H246V105L243 102L245 106L248 105L246 107L247 109H248L249 105L251 107V108L249 107L250 108L249 110H251V112L248 110L247 113L248 114L250 113L249 116H250V118L253 119V120L251 119V121L254 122V123L252 122V125L254 124L253 125L254 127L250 128V127H252V125L250 123L251 121L249 122L250 118H249L248 115H246V118H245L244 117L245 115H244L243 117H241V119L243 118L246 121H244L243 119L242 120L244 122H248L249 125H250V127H249V125L245 123L246 125H248V126H246L244 124V122H243L244 127L246 126V127L250 128L249 129V128L245 127L246 129H249V131L245 129L247 136H246V134H243L244 137L241 136L242 137L241 140H239L241 137L236 139L237 141L234 140L233 141L234 144H233V142L231 143L230 140H229V138H230L229 135L230 134L229 135L227 134V136H226V133H223V135H225V136L222 135L221 136L222 138L220 137V140L217 143L218 144V146H217L218 148L217 149L224 150L227 147V150L230 149L229 151H230L231 154H235V153L241 152L240 151L241 149L239 148V146L242 149L246 147V140L250 136H253V135H250V134H253L252 132H254L252 130H255V129H257V127L264 125V99H261L260 96L257 97L256 96L257 95L256 92H254V93ZM111 93H113L114 96ZM229 93H228V95H231V93L230 94ZM237 93L240 94L239 91ZM42 94H43V96H42ZM51 94H52V96H51ZM225 94H227V93H225ZM40 95L43 97V99L40 98L41 97ZM57 95H59V97ZM64 96H66V97H64ZM69 96H71V97H69ZM192 96H197L198 97V92L196 93L195 91H193ZM44 97H46V98H44ZM98 97L99 96L97 94H95L93 99L95 100L97 98V100H98ZM1 98H2V101H1ZM37 98H38L39 101L37 100ZM61 98H64V99H61ZM231 98H230V100H231ZM54 99L50 98L49 100H52V102H54ZM59 99H61V100H59ZM224 100H226V102H223ZM224 100H222L220 103H223L222 107H224L225 109L229 108V107H232V104H234L235 103L234 101H236L235 98H234V101H233V99L231 100L234 103H232L229 99H228L229 101L227 99H224ZM45 101L46 100H44V102ZM3 103H5V104H3ZM60 103L58 102V104H60ZM120 103L121 104L123 103V104L121 105ZM244 105H243L242 108L245 107ZM122 106H124V107H122ZM42 107H44L46 109H44ZM40 108H42V111H41ZM20 109L22 111L24 110L22 113H20L21 114V116H20L21 119L16 115V112L14 111V110H18V112H21ZM247 109H244V110L247 111ZM5 110H7V112ZM10 110H12V111H10ZM37 110H39L38 113L40 112V114H42V112H43L42 117H41L40 114H39L40 116L37 115V113H36ZM45 110H47V112H44ZM229 110H230V108H229ZM133 111L136 112V113L133 114ZM12 112H13V114L15 113L14 114L15 116H13ZM24 112H26V114ZM32 112H33L34 116H33V114L30 115V113H32ZM105 112L108 113V114H106ZM131 112H132V114H131ZM47 113H49V114H47ZM140 114L141 113H139V115ZM35 116H36V118H35ZM118 116H119V118H118ZM26 117H27V119H26ZM88 117H90V118H88ZM28 118L29 119L31 118L32 120L31 119L28 120ZM40 118H41V120H40ZM138 118H140V119H138ZM45 119H47V120H45ZM71 119H72V121H71ZM55 120L58 121V122L55 123L56 122ZM242 120H241V122H242ZM5 122H6V124H5ZM12 122H14V123H12ZM31 122H33V123H31ZM117 122H120V123L118 124ZM22 124H24L25 126L24 125L22 126ZM50 124L53 125V126H51ZM55 124H57L56 127L54 126ZM39 125H40V127H39ZM41 125H43L44 128ZM46 125H47V128H48L49 132H51V134L45 128ZM183 125H184V127H183ZM33 127H35V128H33ZM139 127L137 126V129H139ZM30 128H32V130H29ZM39 128H40V130L38 131ZM73 128H74V130H73ZM160 128H161V130H160ZM182 128H183V130H182ZM44 130L47 131V132H45ZM167 130H169V131H167ZM180 130H182V131H180ZM26 131H28V132H26ZM31 131H32V133H31ZM73 131H74V133H73ZM18 132L21 135H22V133L24 135H28V133H29V136L31 138H33L32 142H31V149H30L31 152L35 153V152H37V151L39 152L41 150L45 151V152H39V154L43 153V156L41 157V162L39 160L40 158L38 160L37 159H32V161L31 160L28 161L27 159H30V158H27L26 156L24 157V154L23 155L21 153L19 154V152L17 154H11V153H7L5 151L6 150L5 149L6 142L8 144V142L11 143V141L12 142L16 141L17 139L15 140V138H17V137H15V136H16V134H19ZM41 132H43V133L41 134ZM262 133H264V131ZM32 134H34V135H32ZM35 134H36L37 137L41 136V138L38 137L39 139H36L37 137L35 136ZM69 134L72 135V136L70 137ZM56 135H57V137H56ZM248 135H250V136H248ZM52 136L53 137L55 136L54 139H57L59 144L57 143V141L55 142V140L53 139ZM136 136L137 137L139 136V137L137 138ZM158 136H159V138H158ZM10 137H12L11 140H10ZM63 137H65V139H64L65 141L63 140ZM80 137H82V138H80ZM246 137H248V138L246 139ZM258 137H259V139H256L257 142L255 141L254 147L255 146L256 147H258V146L260 147L261 145H263L262 143H264V134H260ZM59 138H61L64 141L63 143H65L67 141L69 143L67 142L65 144H61V141H60ZM161 138H163V140ZM81 139L84 140V141H82ZM244 139H246V140H244ZM142 140H144V141H142ZM261 140H263V141H261ZM132 141H134L135 143L132 142ZM222 141H223V143H222ZM87 142H88V144H87ZM244 142H245V144H244ZM1 143H2V145H1ZM227 143H229V144H227ZM39 144L41 145V147H40ZM99 144H100V146H99ZM243 145H245V146H243ZM44 146H45V148H44ZM35 148L36 149L40 148L41 150H36ZM246 154H247V156H244V159L249 157V153H246ZM2 155H4L5 157L2 156ZM16 155H18V156H16ZM44 155H45V157H44ZM89 155H90V158H89ZM102 155H103V157H102ZM15 156H16L17 159L15 158ZM2 157L5 158V159H3ZM6 158L8 160H6ZM42 159H43L44 162L42 161ZM132 159H133V161H132ZM141 159H143V158H141ZM134 161H136V162H134ZM97 163H98L99 167H98V165L96 166ZM12 164H13L14 167L17 166V165H18L17 167L21 166L20 167L21 170L19 171L18 170L19 168L17 169V167H15L18 170L17 171L16 169H14ZM80 164L81 165L83 164V165L81 166ZM108 164L110 165V167H109ZM210 164H211V167L213 169L210 167ZM10 165H11V169H10ZM91 165H93V166H91ZM138 165L140 167H138ZM104 167L106 168V170L100 172L102 175H100V173H98L99 175L97 174V177H96L97 181L95 180L96 178L94 179L95 181H92V182L90 181L91 183L89 182L88 184H86L87 188L85 186V188L83 189V187H84L83 186L80 189V186L78 185V187H77V185H75V181L72 180V178L74 179V176L77 174L76 171L77 172H79V170L84 171L86 168H88V169L90 168L91 170H93V168H96L94 170L97 171L98 169L104 168ZM3 170H5V171H3ZM15 170L17 172H19V173L15 174V176H14V172L16 173ZM72 170H74V171H72ZM73 174H75V175H73ZM115 174L117 176H121L123 174L127 175L129 177V180H130L129 181L130 182L129 185H127L126 187H124L122 190H119V191L110 189V192L107 191L109 193H106L105 191H104L105 193L102 192L103 191L102 189H104V188H101V190H99L100 187H104L103 185H101V182H105V181L108 182V183L113 182L116 179V177H117V176H114ZM20 176H22V177H20ZM101 176H102V178H101ZM200 177H198L197 179L200 180L201 179ZM1 178H2L3 182L1 180ZM95 182H97V183H95ZM193 184H195V183H193ZM96 185L99 186V187H97ZM51 193H54V195L51 194ZM142 196H143V198H145V200L142 198ZM172 197H174V199ZM72 201L73 202L76 201L77 205L73 204ZM71 203H72L73 206L75 205V208L73 209L72 212H69V211H71V208L73 207L71 205ZM164 203H165V205H164ZM17 204H18V206H17ZM69 205H70V207H68ZM163 205H164V207H163ZM77 206H79V207H77ZM68 208H70V209H68ZM120 208L121 209L123 208L122 210L125 209V211H126L125 212L126 215H124L125 217L124 216L122 217L123 219H120L121 221L118 219V213H117ZM167 208H168V210L170 212L174 213L173 215H171V216H173V218L175 217L174 215L177 216L176 219H175V223H176L175 230H174L173 233H170V235H169V233H163L164 231H162L161 227H159L162 224L159 221V219H161L160 217H162V214H164L165 212L166 213L169 212L168 210H166ZM218 211H219V213H218ZM47 212H48V214H47ZM53 212H55V213H53ZM208 212H212V215H211V213H208ZM58 213H59V215H58ZM115 213H117V214H115ZM152 213H154V214H152ZM156 213H157V215L158 214L161 215V216L158 215L159 219L157 218V215H155ZM182 213H183V215H182ZM215 213L217 214V216H216ZM151 214L154 215V217L156 216L157 219L156 218L154 219V218H152V216H149ZM9 215L11 216V218H10ZM23 215H24V218H23ZM208 215H211V217H208ZM218 215H220V216H218ZM59 218H61V219H59ZM115 218H117V219H115ZM148 218L154 219L153 223H152V220L148 219ZM13 221H14V219H13ZM15 221H16V219H15ZM27 221H29V219H27ZM155 221H158V223L159 222L160 223L157 224V222H155ZM246 221H248V222H246ZM125 223H127V224H125ZM211 224H212V227H211ZM249 224L250 225L252 224L251 227H250ZM124 225H125V227H124ZM126 225H127V228L129 227L131 229L132 233H135V235H137V238H135V239L126 238L127 240H124L125 238L124 239L119 238L120 240L118 239L119 234H117V233H120V231L122 230L121 228L125 229ZM255 225H256V227H255ZM247 226L250 227V228H248ZM219 227H221V228H219ZM137 230L139 231L138 233H137ZM231 230L233 231V233H232ZM258 231H259V233H258ZM0 233H2V231H0ZM139 233H141V234H139ZM147 233L150 235V237L147 236L148 235ZM182 233H183V235H182ZM6 234L7 233H2L3 236L0 235V237L3 238V240H5L10 235V234L6 235ZM178 234H179V236H178ZM242 235L244 236V238H243ZM141 237H143V238H141ZM261 238H263V239H261ZM26 239L28 240L29 243H31L32 246H30V244L27 243ZM41 239H43V240H41ZM129 240H131V241H129ZM132 240L134 242H132ZM87 241H89V244L87 243ZM90 241L92 243L91 244V248L89 247ZM126 241L127 242L129 241L128 245H127ZM123 242H125V244ZM130 242H132V243H130ZM220 242H222V241H220ZM236 242H237V244L235 245ZM86 243L88 244V246H87ZM93 244H95L96 248L93 247L94 246ZM238 244H240V245H238ZM245 245H246V249H245ZM121 246H123V247L125 246L124 248H126V249H124ZM27 247H29V249L30 248L31 249L29 250ZM257 247H258V249H257ZM22 248H23L24 251L27 250L26 251L27 253L30 252V254L29 253L27 254L26 252L21 250ZM74 249H76V250H74ZM50 250L53 253H51ZM236 250H238V251H236ZM21 251H22L23 255L20 253ZM14 252L15 253L17 252V253L15 254ZM32 252L33 253L36 252L37 255L36 254L34 255ZM257 252H258V254H257ZM24 253H26V254H24ZM233 253L235 254V256H234ZM18 254H20V255H18ZM25 255L27 256V259H24V258H26ZM31 255H33L32 256L33 258L31 257ZM162 255H163V257H162ZM257 255H258V257H257ZM76 256H74V257H76ZM254 256H256V257H254ZM34 257H35L36 260L34 259ZM161 257H162V260H160ZM30 258H32V259H30ZM76 258H78V257H76ZM33 259H34V261H33ZM233 260H234V262H232ZM150 261H152V262H150ZM237 261H238V263H237Z\"/></svg>",
    "mask_w": 264,
    "mask_h": 264
}]
</instances>
